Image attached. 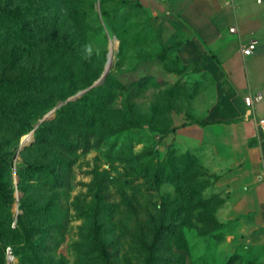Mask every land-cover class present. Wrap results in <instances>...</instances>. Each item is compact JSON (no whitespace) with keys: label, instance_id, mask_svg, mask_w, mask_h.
<instances>
[{"label":"rangeland","instance_id":"374dc122","mask_svg":"<svg viewBox=\"0 0 264 264\" xmlns=\"http://www.w3.org/2000/svg\"><path fill=\"white\" fill-rule=\"evenodd\" d=\"M4 1L0 0V5ZM79 1L85 2L79 11L81 29L74 18L60 29L82 57L94 56L95 60L85 67L71 68L57 62V53L41 47L29 56V52L22 53L15 70L34 71L47 58L44 69L50 82L42 97L71 91L86 94L105 84L85 87L88 79L105 69L114 44L113 92L105 110L97 115L96 129L131 128L110 136L100 148L79 155L69 189L53 192L28 184L26 194L19 190L15 176L18 168L26 166L22 152L32 146L35 137L19 153L18 129L0 130L1 151L15 153L10 156L15 164L12 227L22 215L20 201L25 195L42 202L55 197L62 215L68 218L60 244L43 259L28 251L23 240L7 233L6 221L0 220V263L4 256L6 264H35L33 257L49 264H103L93 232L97 229L112 264H264V210L232 218L231 189L220 188L218 183L229 164L216 157L208 141H202L213 138V133L201 131L195 124L214 111L218 100L214 78L181 62L177 50L170 48L172 28L166 22L167 13H159L150 2L67 0L70 7ZM115 30L123 36L124 45ZM243 40L247 43L248 39ZM261 54L258 47L247 58L241 42L235 41L220 60H214L212 72L218 79L219 73L226 75L243 99L250 92L249 79L260 73ZM13 55L14 48L0 51V75ZM13 101V97L2 99L0 106ZM55 117L56 113L45 122ZM169 163L181 169V176L159 179L158 170ZM96 173L107 175L99 181L101 192L94 184ZM189 190L195 199L214 201L205 209H195L183 194ZM219 199L226 203L220 204ZM162 225L173 226L177 239L167 236L151 253L154 232ZM10 247L19 248L22 258L10 259Z\"/></svg>","mask_w":264,"mask_h":264},{"label":"trees","instance_id":"16d2710c","mask_svg":"<svg viewBox=\"0 0 264 264\" xmlns=\"http://www.w3.org/2000/svg\"><path fill=\"white\" fill-rule=\"evenodd\" d=\"M84 6L85 2L79 1L77 5L70 7L67 0H5L0 5V51L14 48V55L8 58L0 75V101L12 97L14 99L10 104L4 103L0 106V130L18 129L17 150L21 147V138L35 131L34 143L22 152L26 166L17 169L20 180L18 188L25 194L28 184H37L53 192L69 189L79 155L100 148L110 136L131 128L130 126L126 129L107 131L96 129L97 115L105 110L111 100L112 70L103 86L84 94L78 101H68L77 95V91L51 93L42 97V92L48 90L50 82L44 69L47 58H44L34 71L15 70L16 62H19L22 53L29 52V56L35 49L41 47L57 53V62L71 68L85 67L93 62L95 57H82L74 49L72 42L62 35L60 29L61 25L70 22L72 18L81 29L79 11ZM79 28L76 27V31ZM114 32L124 45L125 40L121 33L117 30ZM179 46L180 44L170 48L177 50ZM104 72L105 69L88 79L85 87H92L101 79ZM65 102L67 103L56 111L55 119L38 125L40 120ZM229 123L227 120H200L195 124L209 126ZM169 133L171 131H165L164 134ZM11 155L14 157L15 153H4L0 149V220L6 221L7 233L23 240L28 251L37 252L43 259L46 254L52 252L54 246L60 244L68 218L62 215L60 203L55 197L42 202L31 201L25 195L20 201L22 215L19 216L16 227H12L15 222L13 212L15 190L12 180L15 164L10 159ZM181 174V169L169 163L160 167L157 177L176 180ZM106 176V173L95 174L94 184L98 187V192L103 189L99 181L104 180ZM192 192L189 190L183 194L188 197L187 203L194 204L195 209H205L214 201L203 197L195 199ZM219 203L225 204L226 200L219 199ZM93 232L100 246L103 264H112L107 246L98 239L99 231L95 229ZM167 236L177 239L173 226L162 225L156 228L151 240V253L163 244ZM12 250L15 257L22 258V251L19 248L15 247ZM32 259L35 264H49L37 257ZM0 264H6L4 256Z\"/></svg>","mask_w":264,"mask_h":264},{"label":"crops","instance_id":"0c3cea01","mask_svg":"<svg viewBox=\"0 0 264 264\" xmlns=\"http://www.w3.org/2000/svg\"><path fill=\"white\" fill-rule=\"evenodd\" d=\"M146 1L159 13H167L166 22L172 28L170 44H180L177 53L181 62L210 74L216 81L218 100L213 113L203 121L230 123L196 126L213 133V138L202 141H208L216 157L229 164L218 183L220 188L231 189L232 218L264 210V133L258 126L264 118V100L253 109L245 103L247 95L264 96V0H234L232 7L226 6L227 0ZM231 27H237L239 33L231 34ZM243 38L248 39L247 43H257L263 59L259 75L249 79L250 92L242 99L226 75L219 73L218 79L212 68L214 60H220L233 42L240 41L241 47L247 44Z\"/></svg>","mask_w":264,"mask_h":264},{"label":"built area","instance_id":"2783aa9c","mask_svg":"<svg viewBox=\"0 0 264 264\" xmlns=\"http://www.w3.org/2000/svg\"><path fill=\"white\" fill-rule=\"evenodd\" d=\"M225 4L227 7H232L234 5V0H227ZM230 33L238 34L239 30L237 27H231ZM256 49H257L256 42H249L247 44L242 45V53L247 58L252 57ZM263 100H264V96L261 93L250 94L245 97L246 105L252 109L255 108L258 104L262 103ZM258 126L261 129V131L264 133V118L258 121ZM263 167H264V163H263ZM7 254L10 259H14L15 256L11 247L7 249Z\"/></svg>","mask_w":264,"mask_h":264},{"label":"water","instance_id":"95a60500","mask_svg":"<svg viewBox=\"0 0 264 264\" xmlns=\"http://www.w3.org/2000/svg\"><path fill=\"white\" fill-rule=\"evenodd\" d=\"M110 56H111V53L108 54V61H107V64H106L105 72H104L103 76L101 77V79H100L99 81L96 82L95 86H99V85L104 84L105 81H106V78H107L108 74L111 72L112 67H113V61L110 59V58H111ZM84 94H85V92L82 91V92L78 93L75 97L71 98L69 101L78 100V99L81 98ZM56 111H57V109H55L54 111H52L51 113H49V114L44 118V120L42 121V123L45 122V121H47V120H49V119H51V118L55 115ZM32 134H33V139H34V137H35V131H33ZM26 146H27V145H25V144L22 143V144H21V147H20V149H19V153H20V152H21ZM15 179H16V185L18 186V185H19V178H18L17 175L15 176Z\"/></svg>","mask_w":264,"mask_h":264},{"label":"bare ground","instance_id":"6f19581e","mask_svg":"<svg viewBox=\"0 0 264 264\" xmlns=\"http://www.w3.org/2000/svg\"><path fill=\"white\" fill-rule=\"evenodd\" d=\"M116 45V44H115ZM109 53H111V60L113 61L115 58H114V53H115V46H114V44H111V46H110V52ZM33 141V134L31 133V134H27V135H25V136H23L22 138H21V144L23 143V144H25V145H29L31 142Z\"/></svg>","mask_w":264,"mask_h":264}]
</instances>
